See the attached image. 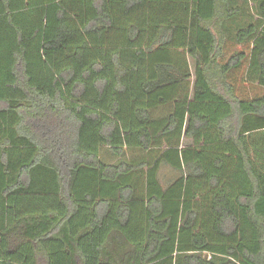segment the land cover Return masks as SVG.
<instances>
[{"label":"trees","instance_id":"obj_1","mask_svg":"<svg viewBox=\"0 0 264 264\" xmlns=\"http://www.w3.org/2000/svg\"><path fill=\"white\" fill-rule=\"evenodd\" d=\"M0 264H264V0H0Z\"/></svg>","mask_w":264,"mask_h":264},{"label":"rangeland","instance_id":"obj_2","mask_svg":"<svg viewBox=\"0 0 264 264\" xmlns=\"http://www.w3.org/2000/svg\"><path fill=\"white\" fill-rule=\"evenodd\" d=\"M189 142L188 140H184L183 143ZM173 172L167 166H162L159 172V178L162 184H166L171 178Z\"/></svg>","mask_w":264,"mask_h":264}]
</instances>
